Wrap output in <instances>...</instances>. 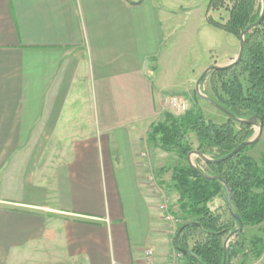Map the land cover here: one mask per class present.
I'll use <instances>...</instances> for the list:
<instances>
[{"label":"crops","instance_id":"1","mask_svg":"<svg viewBox=\"0 0 264 264\" xmlns=\"http://www.w3.org/2000/svg\"><path fill=\"white\" fill-rule=\"evenodd\" d=\"M181 1L0 0V264H178L144 155Z\"/></svg>","mask_w":264,"mask_h":264},{"label":"trees","instance_id":"2","mask_svg":"<svg viewBox=\"0 0 264 264\" xmlns=\"http://www.w3.org/2000/svg\"><path fill=\"white\" fill-rule=\"evenodd\" d=\"M256 2L210 0L207 12L219 10L226 3H232V6L228 9L230 16L226 23L211 17L207 22L240 39L241 34L260 19L261 3ZM263 29L264 20L246 34L238 64L208 75L218 77L221 83L205 95L238 119L257 117L264 123V37L263 40L258 38ZM238 67H242V72L237 74ZM242 75H246L248 87L243 85ZM190 134L196 137V148L189 141ZM254 135L252 126L237 124L232 119L216 124L207 120L201 110H191L181 118L168 114L162 122L152 125L148 142L164 152L176 154L179 159L173 169L171 184L165 185V189L177 195L176 205L183 224L174 238V247L183 254L184 264H248L250 259L262 257L264 241L247 240L244 231L232 239L225 250L224 243L237 229V222L228 211L227 190L223 182L230 189L233 211L241 218L244 228L262 224L264 154L257 161L249 154L251 146H248L221 164H206L205 169L196 167L210 179L196 172L188 163V156L194 151L201 152L212 161L222 159Z\"/></svg>","mask_w":264,"mask_h":264},{"label":"rangeland","instance_id":"3","mask_svg":"<svg viewBox=\"0 0 264 264\" xmlns=\"http://www.w3.org/2000/svg\"><path fill=\"white\" fill-rule=\"evenodd\" d=\"M173 1L176 4L178 3V0ZM256 1L259 5L261 3L262 11V0ZM209 2L210 0H182L180 3L181 8L174 10L172 20L167 24L165 32L168 35V44L166 50L162 53L163 58L159 68L156 67L154 71L156 72L154 82L157 87H164L167 96L160 103V116L154 124L162 122L168 114L175 118H181L191 110H201L207 120L216 124L228 121L225 113L198 97L196 93V84L205 72L203 68L209 60L230 65L237 58L240 51L239 38L222 30H215L206 23L208 13V17L226 23L230 16L228 9L232 6V3H226L219 10L207 12ZM209 31L217 33V37L212 38L208 33ZM263 37L264 29L258 38L263 40ZM155 65L157 66V64ZM241 70L242 67H238L237 74L241 73ZM246 78V75L240 76L243 85L248 87ZM220 81L216 76L215 78L209 76L200 88L201 94L204 96L210 94L212 87L220 86ZM172 96H180L186 99L187 110L185 112L180 113L170 108L169 101ZM238 128L239 126L236 125V129ZM254 129L255 135L253 138L258 134V129ZM189 141L195 148L197 147L194 134L189 135ZM152 146V154L145 155L147 160L150 158L148 161H150L149 168L151 169L147 182H150V178H153V181L158 183L162 191L159 189L156 192V190L149 188L151 195L157 203L160 213L162 205L170 206L171 215L181 220L183 224L182 215L176 205V193L165 189V185L169 186L171 184L173 169L178 165L179 159L174 153L164 152L155 147L154 144ZM249 154L257 161L260 159L261 154H264V135L257 144L251 146ZM191 162L195 167L205 169L206 164L196 155L191 156ZM243 231L247 240L255 238L264 241V222L258 226L245 227ZM248 264H264V253L260 259H250Z\"/></svg>","mask_w":264,"mask_h":264},{"label":"water","instance_id":"4","mask_svg":"<svg viewBox=\"0 0 264 264\" xmlns=\"http://www.w3.org/2000/svg\"><path fill=\"white\" fill-rule=\"evenodd\" d=\"M143 3V0H140V2L138 4ZM264 20V0H262V11H261V16L260 19L257 23H255L254 25L250 26L246 31H244L241 36H240V51L238 53L237 58L234 60V62L230 65L227 66H223V67H218V66H211L208 69L205 70V72L203 73V75L200 77V79L198 80L197 84H196V93L198 95V97H200L201 99L205 100L206 102L214 105L216 108H218L219 110H221L223 113H225L228 117V119H232L234 122L240 124V125H247V126H252L253 128H257L258 129V134L251 139L250 141L244 142L242 143L237 149H235L230 155L216 160V161H212L209 158L205 157L201 152L198 151H194L191 154H189L188 156V163L189 165L198 173L199 170H197V168L192 164L191 162V156L192 155H196L200 160L203 161L204 164H221L229 159H231L232 157H234L235 155H237L243 148L248 147V146H253L255 144H257L262 135H263V130H264V123L262 121H260L257 117H253L250 120H243V119H238L237 117H235L233 114L229 113L228 111L224 110L223 108H221L220 106H218L217 104H215L209 97L204 96L201 94L200 92V88L202 85V82L208 77V75L211 72H215V71H221V70H225V69H229L233 66H235L236 64H238L241 61L242 55H243V51H244V47H245V36L248 32H250L252 29L257 28L261 25V23ZM201 174V173H200ZM203 177L210 179L209 177H206L204 174H201ZM223 184L226 187L227 190V197H228V202H227V207H228V211L230 213V215L236 220L237 222V229L228 236V238L226 239L225 243H224V247L225 250H227V246L229 244V242L234 239V238H238L240 236V233L243 231L244 229V224L241 220V218L236 215L233 211L232 208V196H231V192L229 187L226 185L225 182H223ZM225 264V262H224Z\"/></svg>","mask_w":264,"mask_h":264},{"label":"built area","instance_id":"5","mask_svg":"<svg viewBox=\"0 0 264 264\" xmlns=\"http://www.w3.org/2000/svg\"><path fill=\"white\" fill-rule=\"evenodd\" d=\"M187 101L185 98L180 97V96H172L170 97V101H169V105L170 108L172 110H176L178 112H185L187 110ZM145 156V155H144ZM150 182H147L148 187L151 188L152 190H156V192L160 189V186L158 185V183H156V181L154 182L153 178H150ZM161 190V189H160ZM162 191V190H161ZM161 213L164 217V220L167 223V228L169 230V233L171 234V236H176V233L180 227V225L182 224L181 220L177 219L174 215H171V210H170V206L168 207L167 205H162L161 206ZM145 258H146V262L145 264H154V255L153 252L151 250L146 251L145 253ZM174 259L176 260V262H178V264H182L183 261V254L179 251H175L174 254ZM111 264H117L116 262H112Z\"/></svg>","mask_w":264,"mask_h":264}]
</instances>
